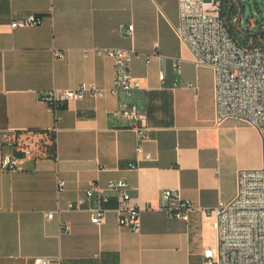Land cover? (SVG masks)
Instances as JSON below:
<instances>
[{
    "label": "crops",
    "instance_id": "crops-1",
    "mask_svg": "<svg viewBox=\"0 0 264 264\" xmlns=\"http://www.w3.org/2000/svg\"><path fill=\"white\" fill-rule=\"evenodd\" d=\"M30 15L43 22L11 27ZM179 22V0H0V264L40 257L52 264H205L203 251L216 241L207 211L236 197L240 171L263 166V142L242 119L218 122L214 72L196 66L176 33ZM96 48L135 51L131 72L142 89L133 100L148 115L150 160L137 153L132 122L115 114L122 94L70 102L51 132L56 114L42 95L84 82L113 86V61L90 51ZM52 137L55 157L47 150ZM8 156L17 160L15 171L3 167ZM121 179L132 202L151 205L139 230L120 226L114 212L98 225L87 208L67 210L92 181L106 188ZM166 189L191 201L189 222L161 207ZM58 207L60 217L48 218Z\"/></svg>",
    "mask_w": 264,
    "mask_h": 264
},
{
    "label": "built area",
    "instance_id": "built-area-1",
    "mask_svg": "<svg viewBox=\"0 0 264 264\" xmlns=\"http://www.w3.org/2000/svg\"><path fill=\"white\" fill-rule=\"evenodd\" d=\"M221 1L179 0L180 22L176 33L181 42L190 49L196 66L210 67L214 72L218 122L235 117L259 129L263 142V166L240 171L236 197L228 203L220 202L218 207L207 211L216 241L204 249L203 257L205 264H264V43L256 46L250 40L243 44L241 40L246 35L235 37L221 16ZM237 21L238 19H234V23ZM42 22V17L30 15L25 19L12 21L11 27L15 29L37 26ZM126 33L133 37L134 25H129ZM90 51L113 61V86L106 89L95 83L84 82L77 89H55L42 95L41 100L56 114V123L51 132L55 133L58 129V112L70 102L81 101L87 95L106 97L122 94L125 100L115 114L132 122L131 128L138 138L137 153L150 160L151 155L145 152L143 146L149 139L148 115L145 108L133 100L142 89L141 82L131 72L135 51L111 48ZM54 54L56 57H63L61 51H55ZM153 55H147L148 63ZM180 62V59L173 62L176 72L180 71ZM160 79H165L163 72L160 73ZM190 86L197 88L196 85ZM12 142L19 151L26 152L22 139L14 137ZM3 167L8 172L15 171L18 168L16 158L5 157ZM128 168L137 170L139 164L130 163ZM64 187L65 182L59 181L58 194ZM114 200L116 205L112 207ZM150 207L148 204L143 206L132 202L130 185L125 179H121L109 182L106 188L92 181L84 197L69 202L67 210L81 211L87 208L92 222L98 225L105 223L108 214L114 212L120 226L139 230L141 213ZM161 207L171 216L186 222L190 221L194 208L191 201L184 199L176 189L162 192ZM62 211L58 207L48 213V218L60 217ZM54 261L52 257H40L34 264H52Z\"/></svg>",
    "mask_w": 264,
    "mask_h": 264
},
{
    "label": "rangeland",
    "instance_id": "rangeland-1",
    "mask_svg": "<svg viewBox=\"0 0 264 264\" xmlns=\"http://www.w3.org/2000/svg\"><path fill=\"white\" fill-rule=\"evenodd\" d=\"M242 8L240 20L234 24L237 35L255 34L262 31L264 25V0H233ZM227 21V17L225 18ZM233 22V20H232ZM32 143L37 141L31 140Z\"/></svg>",
    "mask_w": 264,
    "mask_h": 264
},
{
    "label": "trees",
    "instance_id": "trees-1",
    "mask_svg": "<svg viewBox=\"0 0 264 264\" xmlns=\"http://www.w3.org/2000/svg\"><path fill=\"white\" fill-rule=\"evenodd\" d=\"M221 5H222V8H221V16L222 18H226L227 17V24L229 25L230 27V31L231 33L237 37V34L235 32V28H234V19L237 17V15L239 14L240 12V8H239V5H237V3L233 0H222L221 1ZM226 20V19H225ZM233 20V22H232ZM240 20V18H239ZM250 40H253L254 41V45H261L262 42L264 43V31L260 32V33H256V34H253V35H250V34H247L242 40L241 42L243 44H247L248 41ZM52 143L51 145H48L47 146V150L49 152V155L51 157H55L56 156V143H55V138L52 137ZM17 155L19 157H22L23 154H21L20 152H17Z\"/></svg>",
    "mask_w": 264,
    "mask_h": 264
},
{
    "label": "water",
    "instance_id": "water-1",
    "mask_svg": "<svg viewBox=\"0 0 264 264\" xmlns=\"http://www.w3.org/2000/svg\"><path fill=\"white\" fill-rule=\"evenodd\" d=\"M207 2H210L211 0H206ZM242 8H240V12H239V14L237 15V17L235 18V21L237 20V19H239L240 18V15H241V13H242ZM260 32H262V31H260ZM259 32V33H260ZM256 34V33H255ZM253 35V34H252Z\"/></svg>",
    "mask_w": 264,
    "mask_h": 264
}]
</instances>
